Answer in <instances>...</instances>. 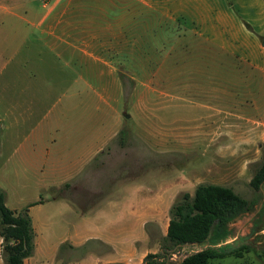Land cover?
Masks as SVG:
<instances>
[{
  "label": "crops",
  "instance_id": "0c3cea01",
  "mask_svg": "<svg viewBox=\"0 0 264 264\" xmlns=\"http://www.w3.org/2000/svg\"><path fill=\"white\" fill-rule=\"evenodd\" d=\"M27 1L0 0V13L20 18L28 26L17 31L19 42L28 44L14 51L15 74L3 77L0 85V189L11 209L29 203L33 229V250L22 264H140L147 252L159 249L152 238L165 234L166 213L154 208L164 204V182L155 186L153 175L135 172L137 158L122 161L115 154L116 143L124 146L116 141L122 120L119 108L110 102L115 103V97L90 88L89 70L97 63L102 65L97 68L107 66L106 75L116 81L110 61L114 58L105 54L113 56L120 50L102 41L74 44L67 38L70 30H78L80 37L100 35L97 24L102 20L119 22L137 13L150 15L153 0H44L45 9L39 13ZM164 17L183 22V29L211 40L219 38V50L238 51L244 62L249 56L258 61L259 53H264L260 38L264 36V0H164ZM99 26L108 27L111 36L122 31L101 22ZM57 52L70 59L78 55L80 67L75 75L58 78ZM84 60L91 63L85 65ZM92 74L98 76L97 85L104 83L99 80L103 70ZM94 95L101 100L100 107L94 104L96 115L89 110ZM139 107L144 114L143 106ZM217 114H222L223 124L214 119L197 130L200 156L210 150L202 172L224 166L225 178L238 177L243 171L239 165L257 159L264 113L217 108L213 117ZM142 145L149 147L147 140ZM177 180L181 178L173 181ZM200 181L204 179L196 183ZM181 189L174 188L172 194Z\"/></svg>",
  "mask_w": 264,
  "mask_h": 264
},
{
  "label": "rangeland",
  "instance_id": "374dc122",
  "mask_svg": "<svg viewBox=\"0 0 264 264\" xmlns=\"http://www.w3.org/2000/svg\"><path fill=\"white\" fill-rule=\"evenodd\" d=\"M43 1L28 0L27 3L39 13L45 9L41 6ZM153 3L150 15L137 13L119 22L100 21L101 25L120 27V35H107L108 27L103 29L98 22L100 35L93 38L80 37L78 30H70L71 36L67 39L74 44H83L85 40H92L94 43L102 41L113 46L114 50H120L114 52L116 55L113 56L105 54L106 57L114 58L110 61L118 77L116 81L106 75L107 66L97 68V63L89 70L92 83L90 88H100L105 94L115 97V103L110 102L114 108H119L122 120L116 141H123L124 146L119 147L116 143V149L113 150L122 161L128 157L137 158L138 164L133 166L135 172L147 171L153 175L151 183L154 182L155 186L160 181L164 182V204H157L154 208L164 211V219H167L168 208L180 192H192L198 180L213 179L221 182L225 178L224 166L210 173L202 172L210 160V150H206L205 156H200L202 149L197 139V130L199 127H207L214 119L218 120V125L223 124L219 121L222 114L213 117L214 109H246L250 113H264V53H259L258 61H252L249 56L247 62L242 61L243 56L238 51L227 50L224 53L217 47L219 38L211 40L205 34L198 35L183 29V22H173L164 17V0H153ZM19 8L21 6H18V12ZM91 25L95 26L96 22H91ZM91 25L89 26L92 27ZM0 26L3 31L0 35L1 85L3 77L15 74L17 55L14 51L17 47L28 44L19 42L22 38L17 37V31H24L28 26L9 13H0ZM30 29L35 30L32 27ZM260 38L264 43V36ZM50 56L52 58L53 54ZM79 62L77 54H73L70 59L68 54L57 52L55 64L58 78L75 75L80 67ZM84 63L87 65L91 62L84 60ZM99 69L105 75L99 79L104 83L97 85L98 76L93 75L92 71L97 73L101 71ZM92 94L88 92V95ZM94 97L89 110L93 113L94 109L96 115L97 105L94 104H99L100 107L101 100L95 95ZM139 105L143 106L144 114L140 113ZM123 111L130 114V117H123ZM145 115L147 118L144 119ZM144 120L147 121L146 125ZM144 140H147L149 147L144 148ZM261 154L262 146L255 155L257 159L244 166L239 165L243 171L239 172L238 177L225 178L223 181L240 195L253 198L254 201L250 209L227 223L228 233L225 236L217 243L210 244L216 248H236L238 253L211 257L208 264H264V180L257 190L248 184ZM177 178L181 180L174 182ZM181 187L184 189L172 194L174 188ZM161 236L158 234L152 238L157 247ZM241 244L245 247H240ZM205 245L207 242L201 247ZM198 248L200 246L197 244L183 245L171 252L169 258L178 260Z\"/></svg>",
  "mask_w": 264,
  "mask_h": 264
},
{
  "label": "trees",
  "instance_id": "16d2710c",
  "mask_svg": "<svg viewBox=\"0 0 264 264\" xmlns=\"http://www.w3.org/2000/svg\"><path fill=\"white\" fill-rule=\"evenodd\" d=\"M264 180V132L262 154L256 163L248 184L257 190ZM66 183H64V186ZM253 198H246L231 185L200 181L192 192L182 191L168 208L165 234L159 249L147 252L140 264H208L211 257L238 253L236 248L214 247L228 233L227 223L250 209ZM29 204V203H28ZM28 204L11 209L4 203L0 189V256L2 264H22L23 258L33 250V229L28 214ZM210 230V235L207 236ZM207 242V245L202 246ZM197 244L200 248L184 254L178 260L170 259L171 252L183 245ZM240 247H245L241 244ZM110 264H125L113 262Z\"/></svg>",
  "mask_w": 264,
  "mask_h": 264
},
{
  "label": "water",
  "instance_id": "95a60500",
  "mask_svg": "<svg viewBox=\"0 0 264 264\" xmlns=\"http://www.w3.org/2000/svg\"><path fill=\"white\" fill-rule=\"evenodd\" d=\"M125 116L126 115H128V114H126V113H123ZM210 235V230L208 231V233H207V236H209Z\"/></svg>",
  "mask_w": 264,
  "mask_h": 264
}]
</instances>
